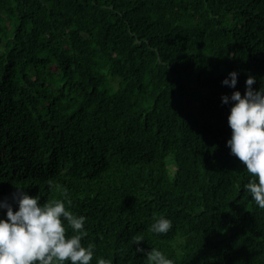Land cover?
Segmentation results:
<instances>
[{
  "label": "trees",
  "instance_id": "trees-1",
  "mask_svg": "<svg viewBox=\"0 0 264 264\" xmlns=\"http://www.w3.org/2000/svg\"><path fill=\"white\" fill-rule=\"evenodd\" d=\"M248 75L264 86V0H0V201H65L90 264H146L135 235L174 264H264L221 102Z\"/></svg>",
  "mask_w": 264,
  "mask_h": 264
},
{
  "label": "clouds",
  "instance_id": "clouds-1",
  "mask_svg": "<svg viewBox=\"0 0 264 264\" xmlns=\"http://www.w3.org/2000/svg\"><path fill=\"white\" fill-rule=\"evenodd\" d=\"M237 76L236 71H230L222 84L235 88ZM255 82V77L248 75L244 94L234 90L230 95H222L221 102H232L227 114L231 131L226 145L251 176L244 190L259 209H264V86L253 89ZM64 196L67 200L66 192ZM13 200L17 205L15 211L12 204L0 201V208L4 209V215L0 216V264H65L66 261L90 264L95 244H82V238L87 235L85 216L68 210L63 200L38 203L40 195L30 196L23 188L17 187ZM172 226L170 219L160 216L149 225L148 231L166 234ZM69 228L70 236L66 235ZM142 240V235H135L130 238L129 247L135 243V251L145 253L146 264H174L156 248L145 251L139 247ZM96 264L111 262L97 257Z\"/></svg>",
  "mask_w": 264,
  "mask_h": 264
}]
</instances>
